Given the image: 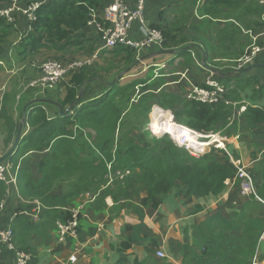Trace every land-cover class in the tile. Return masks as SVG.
Instances as JSON below:
<instances>
[{
	"label": "trees",
	"instance_id": "trees-1",
	"mask_svg": "<svg viewBox=\"0 0 264 264\" xmlns=\"http://www.w3.org/2000/svg\"><path fill=\"white\" fill-rule=\"evenodd\" d=\"M108 1L50 0L41 4L35 11V19L28 25L26 38L29 42L21 51L32 55L44 50H52L56 55L64 52L70 56L69 59H74L78 52L83 50L85 43L94 40L88 35L87 29L90 10L97 9ZM210 1L212 6L209 8V5L205 11L214 10V7L217 10L222 6L235 9L240 4L238 0ZM246 8L258 14L264 10V7L258 8L253 1L247 2L243 10ZM3 22L5 26L0 31L6 32L7 27L12 23L0 18V24ZM153 27L159 29L164 37L162 48L165 51L176 50L175 55L179 57H185L191 53V48H186L185 45L177 47V44H173L170 30H164L160 26ZM2 40L0 36V42ZM2 48L3 46H0L1 52ZM92 54L89 56L92 57ZM141 54L142 52L137 53L135 49L128 46L103 49L98 52V57L104 63H94L92 59L89 64L72 70L61 82L62 90L56 93V99L26 108L22 119L23 127L26 126L28 131L21 138L14 152L6 158L16 167L20 157L27 152H47L38 166V171L41 173L39 180L33 181L30 178V169L26 163L17 170L15 188L27 201L23 211L30 212L33 200H38L43 207L38 221H32L29 216L19 212L14 216L10 227L13 231L12 242L18 250L32 254L28 242L42 240L49 235L47 232L49 228H51L50 234L53 231L55 233L56 221L66 222L71 219V209L82 205L76 228L79 235L85 205L103 199L104 194L127 196L130 192L134 194L145 190L146 197L141 199L140 204L145 205L151 201L153 205H157L178 181L179 184L185 185L186 194L197 197L218 196L223 192L226 181L235 173L234 166L228 160L225 164H221L210 159L206 154L194 157L182 147L177 146L167 134V136L152 138L149 142L145 137L137 142L130 140L131 142L127 145L117 147L113 154L115 134L121 128L123 111L133 105L134 99L133 97L130 99V96H134L133 91L136 87L143 93L140 99H143L149 90L145 88L146 85L144 86L145 79L138 76L142 68ZM206 67H208L207 64ZM151 68L155 70L157 66H151ZM216 71L219 73L214 72L213 79L219 83L226 94L229 91V94L216 97V101L212 103L187 100L180 107L181 110L175 111L178 117L184 115L183 124L196 131L207 133L215 130L216 125L229 112L226 105L227 98L239 99V90L251 84V81H248L249 78H243L238 80L236 89L233 84L224 85L218 78L221 77L220 74L227 73V70ZM120 74L121 77L115 81ZM129 74L135 78L123 83V78ZM159 75H164L162 70L159 71ZM147 77L146 81H150L151 74ZM222 77L229 79L232 75ZM94 87L97 88L98 94L88 99ZM80 92L81 95L78 98ZM45 106H52L56 113L49 114ZM66 109L69 110L68 113L60 114V110ZM242 117L247 129L256 131L258 125L264 122V108L247 105ZM75 126L90 127L95 130L97 142L93 148L95 154L92 157L76 158L75 150L71 145L75 137L73 129ZM17 127V124L12 125L10 135L16 133ZM123 131H118V134H122L121 141L125 136ZM20 151L22 152L19 154ZM60 151L67 156L63 161L58 162ZM133 172L137 179L130 181L128 178ZM123 182L124 186L121 189L118 188L117 185ZM61 184L65 187L62 188V195H59L55 193V190ZM6 186L7 184L0 180V201L4 198ZM85 193H89L94 198L79 204L76 198ZM114 196L112 197L115 199ZM221 225L228 229L236 227L235 223L225 218L221 220ZM242 226L243 234L240 243L242 249L239 247L237 254H243L244 258L239 255L236 264H249L255 254L259 234L264 228V217L250 220L243 217ZM89 232L93 233L94 229ZM227 240L232 245L230 239ZM122 247L126 248L128 244L122 243ZM213 251L210 255L212 259H214ZM215 264L221 263L215 261Z\"/></svg>",
	"mask_w": 264,
	"mask_h": 264
},
{
	"label": "crops",
	"instance_id": "crops-1",
	"mask_svg": "<svg viewBox=\"0 0 264 264\" xmlns=\"http://www.w3.org/2000/svg\"><path fill=\"white\" fill-rule=\"evenodd\" d=\"M30 1L21 0L18 2V10L13 13L12 25L16 32L15 38L18 37V40L26 36L28 30L29 24L22 10ZM124 1L131 8L137 2V0ZM262 1L264 2V0ZM7 2L8 0H0V8L6 6ZM210 2V0H144L143 15L147 21L145 23L148 26H160L164 30H170L174 40L173 44H177V47L185 45L186 48H191V53L199 52L198 47L193 46V44L201 43L193 41L195 39L187 41L186 37L181 40L177 38L187 31L193 34L191 27L199 31L206 28L210 30L208 32L212 36L217 37V41L227 46L218 51L221 57L238 56L237 53L242 49L243 53L249 43V35L244 32L256 33L264 29L262 17L263 26H259L260 14L258 15L253 10L248 11L249 8L242 9V12L238 14L236 12V15L230 12L232 9L226 6L219 7L217 10L220 12L217 14L215 7L214 10L205 11ZM96 10L100 15V8ZM223 11L225 14L222 16ZM220 13L221 15L217 17ZM3 26H5L4 22L0 24V29ZM87 26L88 35L94 39L87 43L93 47L92 53L97 52L98 56V52L103 50L101 34L96 27L88 25V23ZM139 27L137 22L133 25L130 30L132 37L137 39L138 35L139 38L141 37ZM0 33L5 32L0 31ZM28 42L27 40L21 46V42L18 43L17 40L13 39L7 46L16 44V48L19 50H6V53L0 57L2 64L4 65L7 61L12 63L13 58L18 56V52L26 47ZM164 51L163 48L155 46L146 48L142 51L140 63H142V67L156 64V66H160L158 71L162 70L164 75H169L164 77L174 78L172 73L177 71V65L185 57L175 55L177 53L173 49ZM170 51L174 52L170 53ZM204 54L207 55L208 52L205 51ZM89 55L91 54L82 60L91 59ZM209 58V55H202L204 60L209 61ZM189 59L192 61L191 57ZM202 65L205 66V69L195 67L189 69L186 73L188 80L179 79L176 85L184 84L188 88V83L193 80L190 76L192 73L197 80H203L200 84L203 87L205 78L208 77L207 73L214 74V72L209 65H207L208 67L205 63ZM215 70L219 69L215 68ZM225 70L227 73H221H230L232 77L225 79L226 77L218 78L214 75L220 83L224 85L233 84L236 89L239 79L249 78L248 81H251V84L243 90H239V99L227 98V101L231 102L226 104L229 112L216 125V129L209 132H217L224 138L227 150L247 167L252 176L257 195L264 199V122L258 125L256 131L249 130L242 117L247 105L264 108V51L259 52L255 59L243 69L232 71L227 68L221 71ZM181 73L176 72L180 76ZM37 75L38 72L34 78ZM8 90H0V160L3 161L7 160V152L14 142V135H16V133L10 135L11 127L13 124L19 125L26 108L32 101L27 96H23L19 100L18 90L7 92ZM61 90L62 86H59V88L48 92L43 98L52 101L57 98L56 93ZM171 94L174 96V103L178 102L179 110H181L180 107L184 105L185 97L181 98V95ZM223 94L227 95L229 91L227 94L226 92ZM241 107H244L243 111H240ZM45 108L51 115L56 113L52 106H45ZM49 109L52 110L49 112ZM25 129L26 126L22 129L21 138L24 136ZM33 153L27 152L24 155H32ZM205 153L215 162L221 164H225L227 160L230 162L222 149L212 145L207 148ZM36 171L39 177L34 178L33 181H37L41 177L38 169ZM15 186L7 184L4 198L0 201V229L10 227L17 212L21 214L20 211H23V207L27 205V201L19 195ZM185 191V185H181L177 181L157 205H153L151 201L145 205L140 204L141 199L146 197L145 190L134 194L130 192L127 196L104 194L103 199L85 205L81 219V230L76 238H67L63 242H58L56 234L54 231L50 234L51 228H49L47 230L49 235L37 242L38 248H31V264H215V261L221 264H236L239 255L244 258L243 254H237L242 242V218L246 217L250 220L260 216L264 217L263 204L253 198L246 197L241 192L235 173L226 181L223 192L218 196L197 197L186 194ZM55 193L62 195L63 192L57 188ZM76 199L81 204L87 200V197L82 195ZM32 208L33 206L30 207L29 211ZM223 218L235 223L236 227L228 229L226 226H222L221 220ZM92 229L94 232L90 233L89 231ZM227 239H230L232 245ZM261 240H264V228L259 234V241L253 256L256 261L264 264V248L261 249L260 247ZM122 243L128 244V247L123 248ZM157 251H161L164 256H157ZM211 251H213L214 259L210 257ZM71 255L76 256L74 262L69 261ZM0 264H16L13 250L4 244H0Z\"/></svg>",
	"mask_w": 264,
	"mask_h": 264
},
{
	"label": "built area",
	"instance_id": "built-area-1",
	"mask_svg": "<svg viewBox=\"0 0 264 264\" xmlns=\"http://www.w3.org/2000/svg\"><path fill=\"white\" fill-rule=\"evenodd\" d=\"M21 0H8L7 5L0 8V18L5 19L8 23L13 22V13L18 10V2ZM50 0H31L26 7L22 10L23 14L27 18L28 24L35 19V11L37 8ZM143 1L137 0L136 5L131 8L125 4L124 0H109L102 7H99L101 12L98 14V10L91 9L89 13L88 25L96 27L97 31L101 34L102 49H113L117 46H128L135 49L137 53L142 52L149 47L162 48L164 37L159 29L153 26H148L145 23L143 15ZM200 1V0H198ZM139 23L140 38H134L130 34V30L135 23ZM249 35V43L245 47L243 53L235 60L236 67L230 69L240 70L249 65L259 52L264 51V29L251 33L244 32ZM97 52H95L91 59L87 60H72L67 64H63L54 59H48L39 65L38 75L33 78L27 85L29 88L38 87L41 89H52L55 85L59 84L64 77L72 70L90 63V61L96 58ZM1 64V61H0ZM186 72H182L181 76L185 78ZM136 87V92H137ZM225 93V90L219 86V83L213 79V73L209 74L204 82L203 87L191 88L187 99L196 100L202 103H212L216 101V97ZM231 103L227 101V104ZM244 107L240 108L243 111ZM163 113L168 116L174 126L173 132H167L166 134L174 141V143L186 150L190 155L194 157H200L206 154L207 148L211 145L215 148L222 149L230 162L235 168V174L239 182L241 192L249 198H253L257 202H261L264 206V199L257 195L254 184L252 182V176L247 170V167L243 165L240 160L234 158L227 150L224 142V138L217 132L200 133L197 132L183 123L174 122L173 115L158 105H152L149 118L152 119V115ZM151 121V122H150ZM149 121V128H152V120ZM151 130V131H152ZM164 132V131H163ZM18 166L14 167L13 163L9 160H0V180L7 184H14L15 171ZM87 200H92L94 197L89 193L84 194ZM33 208L30 212L21 211L22 214L29 216L33 221L38 220L43 207L38 200L32 202ZM1 206V203H0ZM82 209V205H79L71 209V219L66 222L56 221L55 234L58 242H63L67 238L77 237L78 226V214ZM13 231L12 228L7 227L0 229V244L6 245L14 252L16 264H30L31 254L23 250H18L14 247L12 242ZM157 256L163 257L161 251H157ZM76 260L75 255H71L70 262ZM250 264H262L256 261L254 258Z\"/></svg>",
	"mask_w": 264,
	"mask_h": 264
},
{
	"label": "rangeland",
	"instance_id": "rangeland-1",
	"mask_svg": "<svg viewBox=\"0 0 264 264\" xmlns=\"http://www.w3.org/2000/svg\"><path fill=\"white\" fill-rule=\"evenodd\" d=\"M240 4L238 5L237 8L232 9L230 12H233V14H238L242 12V9L244 6L247 4V2L253 1L254 4L258 8H263L264 7V2L262 0H238ZM261 1V2H260ZM220 12L219 10L216 11V14ZM226 12V11H225ZM264 10H261L259 12L260 14V25L263 26L262 22H264ZM224 11L222 16L224 15ZM235 14V15H236ZM258 14V15H259ZM220 14L217 15L219 17ZM261 17H262V22H261ZM144 20L145 16H144ZM147 22V21H146ZM148 24H150L148 22ZM14 27L8 26L7 31L4 34L0 33V36H2L3 40L0 42V46H3L2 52L0 51V57L3 56L4 53H6V50H19V48H16V44L7 46L10 42H12L13 39L15 41L17 40L18 43L21 42V46L27 42V36L22 37L21 40H18V37L15 38V29ZM193 34H191L189 31L185 32L184 34L180 35L177 39L181 40L183 37H186L187 41H191L192 39H195L196 43H201L198 45L193 44V46H197L199 49V52H194L190 53V55L185 56V58L180 62L179 65H177V71L176 72H188L189 69L192 68H198V69H205V67L202 65L203 63L214 67L219 70L227 69V68H232L236 67L235 60L237 57L242 53V50H240L237 54L238 56L235 57H221L220 53L218 52L219 50H222L226 48L227 46L216 40V36H212L210 30L204 28L205 30L199 31L197 29H193L194 27H191ZM190 30V29H189ZM253 33L252 31H250ZM186 34V35H185ZM139 38V35H138ZM7 46V47H6ZM93 47L89 43H85L83 46V50L79 51L77 56L74 57V59H69L70 56L67 55L66 53H59L60 55H56V53L52 50H44L43 52H39L37 54H32V56L25 54L23 51L18 52V56L14 57L11 62H5L3 65L2 62L0 64V90H8L7 92H15V90H18L20 99L23 98V96L29 97V99H32V101L29 103V106H35V104H38L40 102H49L47 98H43L44 95L48 94V92L54 90L55 88H59L61 86V81L59 84L55 85L52 89H41L38 87H33L29 88L27 87L28 83L34 78V76L37 74L39 71V65L48 60V59H54L57 60L63 64H67L71 62L72 60H82L88 56V54H91L93 51ZM208 52L207 55H209V61L202 59V55L207 56L204 54V52ZM23 52V53H22ZM199 53V54H198ZM99 56V55H98ZM96 57L93 59L94 63H99L102 64L104 61L100 57ZM191 60L190 61V58ZM89 64V63H87ZM86 64V65H87ZM159 65V64H158ZM151 66H156V64L152 65H147L143 66L138 74V76H142V78L145 79L144 86L146 85V89H149L147 93H145V97L143 99H140L139 97L143 94L139 90L136 89L133 91V95L130 96V99L133 97V105L129 106L126 108L125 111H123V117H122V125L120 126V130H117L115 134V143L113 145V154H115V149L117 147L125 146L127 143L131 142L130 140H133L137 142L140 138L145 137L146 141L149 142L152 138H157L162 135H166V132H156L155 130H152L149 128V121L151 118L150 112H151V107L152 105H158L161 108H164L165 110H168L174 117V122H180L183 123L185 120L184 115L180 114L181 116L178 117L175 115V111L179 110V103H174V97L171 95V93H174L176 95H181V98L185 97V101H187V96L189 95V92L191 88L195 87H201L200 84L203 82V80H197L196 76L193 77V74L190 73L191 78L193 80L188 83V88L185 87L184 84H178L177 80H188V75L185 74V78H182V76L176 74V72L172 73L173 77H164V76H169V75H159L160 66H157L155 70H152ZM169 70V68H168ZM172 70V69H171ZM151 74L150 81L147 80V76ZM209 76V73H207ZM135 77H132V75H128L123 78V83L129 81L130 79H133ZM207 78V77H206ZM205 78V81H206ZM184 83V82H183ZM137 89H139L137 87ZM35 94H34V93ZM167 92V93H166ZM89 93V92H88ZM98 94L97 88H93L92 94L89 93V97H92L94 95ZM48 100V101H44ZM52 109H49V112ZM51 114V113H50ZM23 118V117H22ZM22 120V119H21ZM151 122V121H150ZM226 124V123H225ZM3 129V128H2ZM74 132H75V137L73 139V142L71 145L73 146L75 150V156L77 159H82V158H90L92 157L95 152L93 148L96 146L97 142V137L95 130H93L90 127H78L75 126L73 127ZM124 130V131H123ZM152 130V131H151ZM27 128L25 129V132L23 135L26 134ZM118 131L121 132L123 131V134L125 135L123 137V140L121 141V133L118 134ZM56 134V133H55ZM2 136V134H1ZM1 138V137H0ZM169 138V137H168ZM14 139V138H13ZM172 140L171 138H169ZM127 141V142H126ZM22 151L19 152V154ZM47 151L43 152H34L32 155L27 154L23 155L22 158L20 157L19 161L17 162L18 168L23 165V163L27 164V167L30 169V178L34 180V178L39 177L36 169H38V166L40 164L41 159L43 158L44 154H46ZM3 155V154H2ZM71 156H74L73 153H70ZM6 156V155H5ZM4 156V157H5ZM67 155L62 154V151L59 152V158L58 162H61L65 159ZM41 158V159H40ZM40 159V161H39ZM39 161V162H38ZM15 171V176H14V181L15 182L13 185L16 184L17 182V170ZM137 179L135 176V173L128 178V180H134ZM118 188H122L124 186V182L120 185H117ZM64 185L61 184L58 189L61 191L64 189ZM63 188V189H62ZM115 190V188H114ZM38 241H30L28 242L29 246L31 248L36 247L38 248ZM34 244V245H32ZM32 262V254H31V260L30 263Z\"/></svg>",
	"mask_w": 264,
	"mask_h": 264
},
{
	"label": "water",
	"instance_id": "water-1",
	"mask_svg": "<svg viewBox=\"0 0 264 264\" xmlns=\"http://www.w3.org/2000/svg\"><path fill=\"white\" fill-rule=\"evenodd\" d=\"M164 52H166V51H164ZM164 52H161V53H164ZM174 51H170V53H173ZM204 60V59H203ZM204 62V61H203ZM204 64V63H203ZM211 69V68H210ZM213 72H215V73H219V72H217L216 70H214V69H211ZM243 71V70H242ZM241 71V72H242ZM221 76H226V75H230V73L229 74H220ZM121 77V74L115 79V81L116 80H118L119 78ZM114 81V82H115ZM114 82H112V83H114ZM80 95H81V92L79 93V96H78V98L80 97ZM44 101H48V100H44ZM68 109H66L65 111H61L60 110V114H66V113H68ZM23 124H24V121H23V119L20 121V123H19V125H18V128H17V131H16V135H15V139H14V142H13V144H12V146H11V148H10V150L7 152V155H9V154H11V153H13L14 152V150L16 149V147H17V145H18V143H19V141H20V139H21V132H22V128H23ZM260 247H261V249H263L264 248V240H261L260 241Z\"/></svg>",
	"mask_w": 264,
	"mask_h": 264
},
{
	"label": "bare ground",
	"instance_id": "bare-ground-1",
	"mask_svg": "<svg viewBox=\"0 0 264 264\" xmlns=\"http://www.w3.org/2000/svg\"><path fill=\"white\" fill-rule=\"evenodd\" d=\"M152 128L154 127L156 132H173L174 126L171 121L168 119V116L163 113H159V118L157 115H152Z\"/></svg>",
	"mask_w": 264,
	"mask_h": 264
},
{
	"label": "clouds",
	"instance_id": "clouds-1",
	"mask_svg": "<svg viewBox=\"0 0 264 264\" xmlns=\"http://www.w3.org/2000/svg\"><path fill=\"white\" fill-rule=\"evenodd\" d=\"M187 126V125H186Z\"/></svg>",
	"mask_w": 264,
	"mask_h": 264
}]
</instances>
